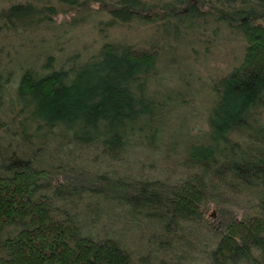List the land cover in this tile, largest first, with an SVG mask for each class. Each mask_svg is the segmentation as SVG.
I'll list each match as a JSON object with an SVG mask.
<instances>
[{
    "label": "trees",
    "instance_id": "16d2710c",
    "mask_svg": "<svg viewBox=\"0 0 264 264\" xmlns=\"http://www.w3.org/2000/svg\"><path fill=\"white\" fill-rule=\"evenodd\" d=\"M92 12L106 21L91 57L0 69V96L12 93L0 264H264V0H24L0 9V37L49 31L59 14L74 28ZM133 23L154 25L163 47L103 35ZM197 31L206 50L221 32L243 50L206 84L205 134L179 142L162 128L190 105L175 68L180 49L200 44ZM166 152L182 155L179 178L130 173L140 154ZM82 153L105 171L75 163Z\"/></svg>",
    "mask_w": 264,
    "mask_h": 264
},
{
    "label": "rangeland",
    "instance_id": "374dc122",
    "mask_svg": "<svg viewBox=\"0 0 264 264\" xmlns=\"http://www.w3.org/2000/svg\"><path fill=\"white\" fill-rule=\"evenodd\" d=\"M11 2L22 3L24 0H0V9L7 7ZM71 16L72 14L69 16L59 14L55 19L52 26L53 28L49 29V31L41 30L36 34L23 35L13 40L6 38L4 35L1 36L0 49H2L3 52L1 54L2 64L0 69H5L4 66H6L9 61L8 68L12 71H16L18 68L23 67L37 68L40 64H43L47 56L51 55L54 58H65L76 54L83 59L91 57L99 49L101 43H103V39L98 35V26L96 24L105 22L106 18L103 14L95 15L92 12L89 14V21L86 23L80 24L74 28L64 26L63 24L71 20ZM153 26L133 23L123 28L106 30L103 35L107 36L106 40L110 42L144 46L154 41L159 48L160 46L163 47L162 41L157 39V30ZM198 31L197 34L201 36V33H198ZM220 34L221 38L211 43L212 45L210 44L207 50L206 47H203L205 44L204 40H206V36H208L206 32L202 33V39L196 37L201 41L200 44L197 45L198 47L189 46L190 50L188 52L182 49L179 50V55L176 60L181 67L177 66L178 68H175V71H179V74L185 72L183 75H187L185 84L190 86V90L186 89L187 94L184 99L190 103V105L186 106L185 109L176 110L175 113H171L172 119H169L170 121L162 128L163 133L165 132L168 135L171 134L172 137L176 138V141L189 142L194 140L195 137H201V135L205 134L206 124L201 108L203 109L206 101L211 99V94L207 91L206 84H208L207 82L210 79H215L225 74L231 67L239 62L243 44L239 39L236 40L232 37H227L224 32ZM182 58H184V61ZM169 72L170 75L174 74L173 71ZM3 77H5V73ZM166 84L174 90L177 89V86L178 88L181 86L184 88L185 86L181 82L180 85H178L179 83ZM11 95L12 93L9 95L7 93L4 97L0 96L1 148L5 144V141L2 140L6 138L2 137V133L6 130L8 124V119L3 115L8 111V106L12 99ZM10 117L11 116H9V118ZM11 140H13V138ZM13 142L15 143V141ZM13 150L16 151L18 149L12 146V151ZM93 155L95 156L96 154L82 153L81 156L76 155L77 160L75 163L77 162L78 165L80 164V166L89 172L102 173V171H105L106 167L103 166L101 162L95 161ZM140 156V163L131 167L134 168L130 172L133 174L132 176L145 173L155 178H165L171 177L175 172L177 174L180 172L179 163L181 162L180 157L182 155L176 153L169 155V152H166L164 154L161 153L156 158L149 153L145 155L140 154ZM49 159V156H44L45 162L46 160L47 163L50 162ZM61 160L64 161V158ZM129 160L131 162H136L137 158L131 157ZM181 175L182 174H179L177 177L179 178ZM207 214V218L215 220L216 214L213 206L209 207ZM129 242L131 243V241Z\"/></svg>",
    "mask_w": 264,
    "mask_h": 264
}]
</instances>
